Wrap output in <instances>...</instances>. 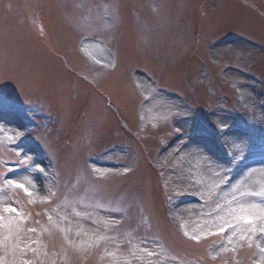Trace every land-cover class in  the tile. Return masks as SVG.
<instances>
[{"label": "rangeland", "instance_id": "374dc122", "mask_svg": "<svg viewBox=\"0 0 264 264\" xmlns=\"http://www.w3.org/2000/svg\"><path fill=\"white\" fill-rule=\"evenodd\" d=\"M2 90L0 264H264V0H0Z\"/></svg>", "mask_w": 264, "mask_h": 264}, {"label": "bare ground", "instance_id": "6f19581e", "mask_svg": "<svg viewBox=\"0 0 264 264\" xmlns=\"http://www.w3.org/2000/svg\"><path fill=\"white\" fill-rule=\"evenodd\" d=\"M95 167V166H94ZM96 168H99V167H96ZM98 170V169H97ZM254 172H253V174H252V176H254V177H262L261 179H263L264 178V168L263 167H255L254 168ZM100 172H102L103 173V171L101 170ZM245 173H246V171H245ZM249 205V211H253V212H255V213H260V214H263L264 215V211L262 210V209H260L257 205H254V204H248ZM241 206V205H240ZM218 216H220V214H218ZM216 220V219H215ZM200 227V226H199ZM199 227H194V228H190V226H189V233L191 234H193L194 232L193 231H195V228H199Z\"/></svg>", "mask_w": 264, "mask_h": 264}, {"label": "snow or ice", "instance_id": "6c2138e0", "mask_svg": "<svg viewBox=\"0 0 264 264\" xmlns=\"http://www.w3.org/2000/svg\"><path fill=\"white\" fill-rule=\"evenodd\" d=\"M8 183L14 184V186L17 187V188H22L23 189L25 187L23 184H20L18 182L12 181V180H9ZM28 194L31 195V193H28ZM6 211H10V212L15 213V212H17V209L16 208H9V209H6ZM246 222L247 223H251L250 220H247Z\"/></svg>", "mask_w": 264, "mask_h": 264}]
</instances>
